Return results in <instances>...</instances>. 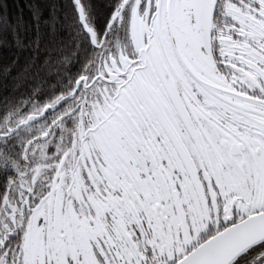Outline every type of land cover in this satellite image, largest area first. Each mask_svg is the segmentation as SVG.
<instances>
[{"label": "snow or ice", "instance_id": "6c2138e0", "mask_svg": "<svg viewBox=\"0 0 264 264\" xmlns=\"http://www.w3.org/2000/svg\"><path fill=\"white\" fill-rule=\"evenodd\" d=\"M96 4L40 134L0 142V264H264V0H106L115 50Z\"/></svg>", "mask_w": 264, "mask_h": 264}, {"label": "trees", "instance_id": "16d2710c", "mask_svg": "<svg viewBox=\"0 0 264 264\" xmlns=\"http://www.w3.org/2000/svg\"><path fill=\"white\" fill-rule=\"evenodd\" d=\"M88 24L105 49H115V36L103 39L107 9L106 0H96ZM72 0H0V124L9 115L26 116L25 101L39 103L38 96L50 92L51 83L67 88L70 79L94 55L86 43ZM88 56H85V52ZM47 58V63H46ZM48 81V83H44ZM69 82H71L69 80ZM52 103L44 97L38 109ZM52 116L48 120H51ZM12 143L27 147L32 130L15 131ZM3 141V138L0 142ZM8 145L9 152L17 149ZM4 152L0 148V153ZM243 264V261L241 262Z\"/></svg>", "mask_w": 264, "mask_h": 264}, {"label": "rangeland", "instance_id": "374dc122", "mask_svg": "<svg viewBox=\"0 0 264 264\" xmlns=\"http://www.w3.org/2000/svg\"><path fill=\"white\" fill-rule=\"evenodd\" d=\"M115 38V37H114ZM49 106V105H48ZM43 107L41 109H37L26 116H14L9 115L7 119L0 124V140L5 136H8L9 133L15 132L17 129L28 131L34 130L36 132V136H38L39 130L43 128L46 124V121H40L39 116L43 113L44 110L48 107ZM50 117V116H49ZM49 117L47 119H49ZM11 121V123H9ZM32 121H36V123H32ZM23 126V127H22ZM3 129H7V131H3ZM35 136V138H36ZM50 139L44 142L42 145H36L37 148H43L45 151L49 148ZM42 165V162L35 165L37 169ZM25 167V166H22ZM38 177L33 176L32 179L35 180Z\"/></svg>", "mask_w": 264, "mask_h": 264}, {"label": "flooded vegetation", "instance_id": "af4514ba", "mask_svg": "<svg viewBox=\"0 0 264 264\" xmlns=\"http://www.w3.org/2000/svg\"><path fill=\"white\" fill-rule=\"evenodd\" d=\"M115 32H119L120 33V42L123 43V35H122V30L120 28L119 25L116 26V28L114 29ZM117 39L115 36V41H114V46L116 45ZM115 50V49H114ZM56 145L53 143V141L50 139V143H49V147H55ZM45 167V165L42 163V165L39 167L40 169H43ZM40 180H43L44 177L40 176L38 177Z\"/></svg>", "mask_w": 264, "mask_h": 264}]
</instances>
